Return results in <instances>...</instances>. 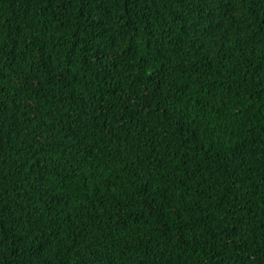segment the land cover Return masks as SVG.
Instances as JSON below:
<instances>
[{"label":"trees","instance_id":"trees-1","mask_svg":"<svg viewBox=\"0 0 264 264\" xmlns=\"http://www.w3.org/2000/svg\"><path fill=\"white\" fill-rule=\"evenodd\" d=\"M0 264H264V0H0Z\"/></svg>","mask_w":264,"mask_h":264}]
</instances>
